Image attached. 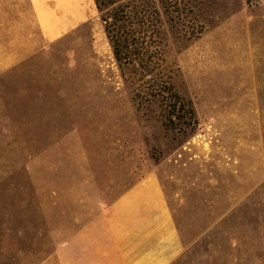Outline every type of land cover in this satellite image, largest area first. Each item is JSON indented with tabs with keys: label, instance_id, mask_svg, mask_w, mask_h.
Segmentation results:
<instances>
[{
	"label": "rangeland",
	"instance_id": "obj_1",
	"mask_svg": "<svg viewBox=\"0 0 264 264\" xmlns=\"http://www.w3.org/2000/svg\"><path fill=\"white\" fill-rule=\"evenodd\" d=\"M142 4L128 60L98 13L0 72V264H39L162 164L192 182L172 264H264V0Z\"/></svg>",
	"mask_w": 264,
	"mask_h": 264
},
{
	"label": "crops",
	"instance_id": "obj_2",
	"mask_svg": "<svg viewBox=\"0 0 264 264\" xmlns=\"http://www.w3.org/2000/svg\"><path fill=\"white\" fill-rule=\"evenodd\" d=\"M35 30L20 32L18 4L0 0V72L98 16L95 0H29ZM13 12L16 13L13 16ZM25 24V23H24ZM23 27V25H22ZM38 35V39L36 38ZM17 36V37H16ZM22 56V57H20ZM227 159V160H226ZM224 158L231 177H241L234 158ZM178 165L182 161L178 160ZM186 164V161L184 162ZM172 165V164H171ZM184 177L162 164L114 200L39 264H172L185 251L176 211L188 202ZM241 194V188L230 189ZM223 200H220V203Z\"/></svg>",
	"mask_w": 264,
	"mask_h": 264
},
{
	"label": "trees",
	"instance_id": "obj_3",
	"mask_svg": "<svg viewBox=\"0 0 264 264\" xmlns=\"http://www.w3.org/2000/svg\"><path fill=\"white\" fill-rule=\"evenodd\" d=\"M95 2L102 20L106 23L105 29L112 42L117 61L128 60L130 55L125 54L124 50L129 52L130 44L127 38H123L122 33L130 31V28H125L128 22L137 25L144 23V20L140 19L145 12L142 7L144 0H95ZM182 105L184 109L185 104Z\"/></svg>",
	"mask_w": 264,
	"mask_h": 264
}]
</instances>
